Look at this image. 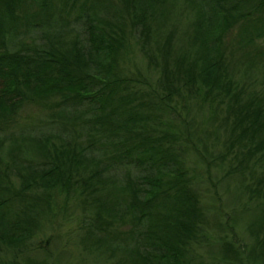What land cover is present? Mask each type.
<instances>
[{
	"label": "trees",
	"instance_id": "trees-1",
	"mask_svg": "<svg viewBox=\"0 0 264 264\" xmlns=\"http://www.w3.org/2000/svg\"><path fill=\"white\" fill-rule=\"evenodd\" d=\"M57 214L110 264H264V0H0V247Z\"/></svg>",
	"mask_w": 264,
	"mask_h": 264
},
{
	"label": "rangeland",
	"instance_id": "rangeland-1",
	"mask_svg": "<svg viewBox=\"0 0 264 264\" xmlns=\"http://www.w3.org/2000/svg\"><path fill=\"white\" fill-rule=\"evenodd\" d=\"M136 60L138 62V58ZM140 66L144 68V64L142 62L140 63ZM43 231L46 234L44 236H42ZM43 231L38 232L29 241L33 250L26 248L20 253H15L13 251L9 252L0 247V260L7 262L12 260L14 256L16 262L20 264L23 263L24 258H35L41 260L45 257V253L41 249H38V246L43 248V246H45L44 241L46 240V237L50 236V242L47 244L50 249L49 253L51 254L52 252L55 256H60L59 260L63 261L61 264H110L109 261H104L103 255H100L99 251L91 253L82 249L79 241L81 232L78 230V224L75 219L64 220L57 214L52 222L47 225Z\"/></svg>",
	"mask_w": 264,
	"mask_h": 264
}]
</instances>
